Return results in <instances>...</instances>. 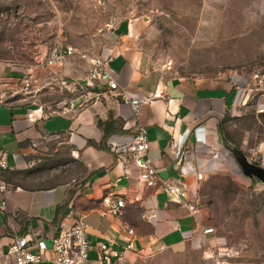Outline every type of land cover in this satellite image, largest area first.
I'll return each instance as SVG.
<instances>
[{"label":"crops","instance_id":"1","mask_svg":"<svg viewBox=\"0 0 264 264\" xmlns=\"http://www.w3.org/2000/svg\"><path fill=\"white\" fill-rule=\"evenodd\" d=\"M135 27L134 23L122 25L117 44L100 54H113L110 66L121 89L140 98L156 91L162 94L143 102L137 114L116 93L100 99L91 93L52 113L42 104L0 101V152L6 154L10 167L2 173L7 190L0 191L4 201L0 208V264H15L8 250L19 236H26L30 243L44 240L49 249L36 264H55L52 240L62 225L68 226L78 215L88 222L93 244L88 264H113L112 256L104 260L100 255L103 243L108 245L106 254L121 252L129 264H140L153 254L182 257L194 252L204 254L203 264H216L218 251L228 249L225 238L209 225L198 198L210 175L253 179L243 173L232 141L221 127L253 100L255 107L262 102L261 93L252 91L258 81L230 74L165 77L151 67ZM90 59L68 56L56 67L57 77L81 80L84 86ZM140 128L149 140L144 157L152 161L160 179L185 185L187 193L181 202L160 184L145 185L139 168L134 163L126 166L113 151L114 146H129ZM125 157L130 158L128 153ZM72 162L80 163L82 175L69 173ZM197 172L203 174L202 180L197 179ZM120 199L124 207L114 214L110 209ZM191 203H195V211L189 208ZM208 228L213 231L205 232Z\"/></svg>","mask_w":264,"mask_h":264},{"label":"rangeland","instance_id":"2","mask_svg":"<svg viewBox=\"0 0 264 264\" xmlns=\"http://www.w3.org/2000/svg\"><path fill=\"white\" fill-rule=\"evenodd\" d=\"M129 23L136 24L151 67L165 77L264 74V0H0V101L63 110L85 89L59 83L58 68L45 64L52 50L71 45L78 59L93 58L116 45L120 27ZM253 104L227 118L224 128L234 151L264 166V113ZM68 169L73 176L84 173L77 162ZM198 200L209 225L227 241L229 260L264 264V183L210 175ZM203 259L199 252L153 254L140 264Z\"/></svg>","mask_w":264,"mask_h":264},{"label":"built area","instance_id":"3","mask_svg":"<svg viewBox=\"0 0 264 264\" xmlns=\"http://www.w3.org/2000/svg\"><path fill=\"white\" fill-rule=\"evenodd\" d=\"M75 48L71 45H58L46 59V66L48 68L57 67L61 65L68 56L75 54ZM86 54H83L84 58ZM114 56L112 53L99 54L90 59V67L83 79L86 84L82 86L86 91L82 93L80 98H88V95L93 93V97L100 99L104 95L116 93L121 98V101L129 105L132 111L137 114L140 106L145 101H151L155 98L162 97V94L156 91L151 97L140 98L127 90L121 89L115 79L113 70L111 69V62ZM258 85L252 88L253 92H260L263 100L256 106L258 113L264 112V74H255ZM59 83L63 86L77 87L81 84V80L69 81L65 78L59 79ZM242 103H245V101ZM247 105V104H246ZM149 148V140L144 128L134 134L132 142L124 149H119L114 146L113 151L117 158L129 165L134 163L139 168L140 180L149 187L161 185V187L177 201H182L186 196V187L180 181H171L169 179L162 180L159 177L156 167L150 159L144 157ZM128 153L130 158H126ZM126 165V166H127ZM9 162L4 152H0V191L4 194L7 190V185L2 179V173L8 170ZM198 180L203 179V174L195 173ZM3 197L0 196V208L3 207ZM124 207V201L118 200L117 204L113 206L110 211L118 214L121 208ZM192 211L196 210L195 203L189 204ZM61 232L52 240V249L55 254V264H88L89 254L93 248L92 242L88 237V222L83 215L74 216L72 222L68 225L61 226ZM213 228L206 229L205 232H212ZM132 233V230H129ZM35 251L31 250V247ZM108 248L106 243L100 246V255L104 260H110L111 256L114 258L113 264H129L125 256L121 252H113L112 255L106 254L105 250ZM49 249L44 240H37L35 243H30L26 236L16 237L9 245L8 253L14 258L15 264H36L43 259V252ZM219 264H256L254 262L231 261L232 252L228 249L225 251H218Z\"/></svg>","mask_w":264,"mask_h":264},{"label":"water","instance_id":"4","mask_svg":"<svg viewBox=\"0 0 264 264\" xmlns=\"http://www.w3.org/2000/svg\"><path fill=\"white\" fill-rule=\"evenodd\" d=\"M233 153L245 175L264 183V166L251 162L243 153L234 150Z\"/></svg>","mask_w":264,"mask_h":264},{"label":"trees","instance_id":"5","mask_svg":"<svg viewBox=\"0 0 264 264\" xmlns=\"http://www.w3.org/2000/svg\"><path fill=\"white\" fill-rule=\"evenodd\" d=\"M99 125H105V123H103L102 121H99ZM221 130H222L223 135L228 139L229 135H228L227 131L222 127H221Z\"/></svg>","mask_w":264,"mask_h":264}]
</instances>
